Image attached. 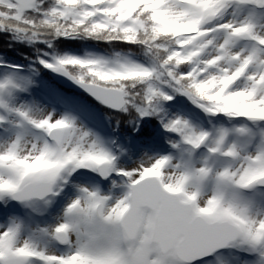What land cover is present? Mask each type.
<instances>
[{
  "label": "snow or ice",
  "instance_id": "1",
  "mask_svg": "<svg viewBox=\"0 0 264 264\" xmlns=\"http://www.w3.org/2000/svg\"><path fill=\"white\" fill-rule=\"evenodd\" d=\"M0 264H264V0H0Z\"/></svg>",
  "mask_w": 264,
  "mask_h": 264
}]
</instances>
